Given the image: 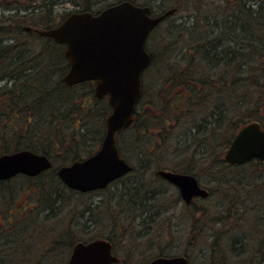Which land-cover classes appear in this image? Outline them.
Returning <instances> with one entry per match:
<instances>
[{"label":"trees","instance_id":"16d2710c","mask_svg":"<svg viewBox=\"0 0 264 264\" xmlns=\"http://www.w3.org/2000/svg\"><path fill=\"white\" fill-rule=\"evenodd\" d=\"M6 1L15 8L0 9V156L29 150L48 156L53 166L36 178L18 175L0 181V264H48L45 259L58 257L59 249L67 253L78 241L66 230L52 237L51 245L44 251H35L41 244L39 221L44 223L50 218L41 219L31 212L24 219L25 226H20L24 228L21 231L24 237L16 243L10 237L14 227L6 228L15 225L12 217L15 213L8 210L3 213L15 192L11 181L19 179L20 190L33 187L44 190L50 181L61 184L55 174L56 166L86 158L98 149L109 109L105 100L93 97L90 83L71 87L63 83L68 67L62 46L21 30L30 21L31 26L40 29L55 26L50 0H33L27 7L19 4L22 0ZM156 1L162 8L179 9L184 3L192 14L188 23L174 21L162 26L161 35L165 37L151 45L153 72L147 74L150 78H144L141 105L136 109L131 127L117 135L122 140L120 151H133L137 165L130 174L136 180L131 190L126 195H118L119 214L123 219L117 215L118 209H106L103 214L107 220H113L112 233L104 237L113 249L115 240L118 243L129 240L119 251L121 264L136 262L132 260L136 250L130 242L134 230L126 228V223H138L141 233L135 236H151L149 245L158 240L156 256H163L166 250L160 244L166 242L163 231L160 230L159 237L155 225L159 215L148 198V186L142 176L150 164L146 153L150 144L156 149L165 148L169 139H175L178 149L182 139L183 152L192 150V153L179 173L193 174L197 179L209 176L213 182L212 193L213 190L223 192L219 186L235 189L230 179L242 180L248 176L250 182L243 185L250 186L244 187L253 190L252 197L257 203L264 201V197L261 200L256 196L260 192L264 195V162L231 166L223 160L226 148L244 125L257 122L264 130V0ZM0 5L5 4L0 0ZM91 6L92 3H86L81 11H90ZM24 7L27 11L21 14ZM65 17L64 14L62 19ZM98 121L100 126L96 124ZM93 147L95 150L91 151ZM234 196H223L222 205L231 202L240 205L239 197ZM88 210L90 213L91 206ZM224 214L216 220H223ZM118 220L125 222L117 223ZM251 241V247L242 250L249 252L245 259L253 253L260 255L264 263V245L262 249L261 241L256 246ZM234 242L235 247L242 245L240 238ZM243 244L247 247L245 240ZM230 252L240 255L234 250ZM32 256L37 260H32ZM150 259L153 257L149 256Z\"/></svg>","mask_w":264,"mask_h":264},{"label":"rangeland","instance_id":"374dc122","mask_svg":"<svg viewBox=\"0 0 264 264\" xmlns=\"http://www.w3.org/2000/svg\"><path fill=\"white\" fill-rule=\"evenodd\" d=\"M35 1L36 0H34V2ZM88 1L91 2V0H50V10L53 16L52 21L58 23L64 14L67 15L71 12L80 11ZM94 1V4L91 2V9L96 11L117 0ZM208 1V3H211L213 0ZM195 2L197 3V1ZM1 3L5 4L0 8L3 11L15 8L14 6L11 7L8 1L3 2V0H1ZM21 3L22 6L27 7V5L33 3V0H22L19 4ZM173 3L176 4V2ZM26 7L22 8L21 14L27 11ZM189 10L190 7L184 4L177 15L165 24L174 21L176 23H181L183 21L188 23L189 16L192 14ZM162 29L161 27L152 34L151 41H158V39H160ZM152 72L153 71L150 69L149 74ZM148 78H150V75ZM146 84L148 85V83ZM154 88H156V86ZM96 124L100 126L99 121ZM118 141L121 143V138H119ZM184 147L185 142L182 139L179 140L178 149L175 139H169L165 148L161 147L156 149L152 144L146 147V153L150 156V164L146 166L147 169L142 176L144 183L148 186V198L155 206V213L159 215L155 222L156 228L159 229L158 235L161 237L160 230L162 229L164 234L163 239L166 240V242L160 243L164 245L163 248L166 249L164 255L176 256L185 254L190 260L189 264H244L243 261L246 258L245 256H247L246 254L249 252H243L242 250L251 247V240L254 246L257 245V242L261 241L263 249L264 201H261L262 203H257L255 197H252V194H254L252 193L253 190L244 187L250 186L243 185L250 182L248 176H244L242 180L231 178L230 180L233 182L235 189L231 187L227 189L224 186H219L220 190H223V192L213 190L212 193L213 182L209 176L202 175L198 178V182L203 188L208 190V199L197 200L194 203L195 206H185L180 200L177 189L156 175V172L160 169L177 173L179 170H182V168L187 165L186 161H190L192 153V150L183 152ZM220 147L221 143L219 142L216 146L218 151ZM93 150H95V147L91 149V151ZM85 152H87V150ZM132 153L133 151L123 152L122 154L127 156L126 160L131 165L137 167L135 157H132ZM59 166L60 165L56 167ZM134 178V175H127L119 182L112 183L104 190L87 194L69 191L62 184L58 182L52 183L51 181L50 185L44 190H40L37 187L31 189L27 188L26 190L23 188L20 190L21 187L19 186L22 184L20 180H12L10 185L15 192L12 194V198L9 201L10 206L9 204L4 206L5 210L3 213L5 214L7 210L14 212L15 214L12 215V217L15 225L6 226V228L14 227V231L11 232L8 230V232H11L10 237L17 243L24 237V234L21 232L24 228L20 226H25L24 219H26L25 217L31 212L37 214L38 218L41 219L45 217L50 218V220L44 223H42L43 220L39 221L38 232L40 233L39 243L41 244H39L35 251H44L49 243L51 245L52 237L66 230H70L72 233L71 235L74 234L73 236L77 241H91L97 238L105 239L104 237L106 234L112 233L114 224L113 220H107L106 217H103V214L106 209H118V205L121 203L118 199L119 193H124L125 195L129 193L132 188L131 185L136 181ZM120 189L122 190L120 191ZM232 194L236 195L234 198L239 197V201H241L240 205L233 202L229 205L226 203L222 205L224 202L223 196L227 195V197L233 198ZM256 196L263 200L264 195H262L261 192L257 193ZM49 202L50 210L48 208ZM89 206H91L90 213L88 212ZM223 212L225 213L223 215V220H216ZM117 215L120 219H123L119 214V209ZM196 216H198L197 219H195ZM124 222L125 220H118L117 223ZM16 227H18V233L15 236ZM125 227H133L131 228L134 230L132 233L136 236L141 233L138 223H126ZM49 231L50 233H48ZM135 235L130 241L133 242L136 250L132 260L136 261L135 264H145V262L149 260V256L155 258L156 255H158L157 244L159 242L157 240L154 244L151 242L152 244L149 245L150 241L153 240L151 236L147 238H138ZM120 237L121 236H119V238ZM236 238H240L242 245H237V247H235L234 241H236ZM243 240L247 243V247L244 246ZM128 241L129 240H123L118 243L117 240H115L114 253L117 256L120 255L119 251L122 249V246L128 244ZM144 245L146 248H144ZM59 250L60 251L57 252L58 257L52 256L50 257V261L45 259L46 263L66 264L70 251L66 253L61 251L62 249ZM221 250H225L224 253H220ZM230 250H234L235 253L240 255H233ZM17 251V253H19V250ZM34 253L36 256V252ZM37 253L39 254V252ZM147 254L148 256H145ZM250 255L251 254H249L248 257ZM35 256H32V260H37ZM59 258L62 260L61 263H59ZM145 258L148 259L146 260Z\"/></svg>","mask_w":264,"mask_h":264},{"label":"water","instance_id":"95a60500","mask_svg":"<svg viewBox=\"0 0 264 264\" xmlns=\"http://www.w3.org/2000/svg\"><path fill=\"white\" fill-rule=\"evenodd\" d=\"M151 18L147 7L121 2L99 14L71 13L57 27L36 31L39 36L64 45L68 70L63 76L67 86L93 81L97 98L108 97L110 113L99 150L83 161L61 167L58 177L70 189L89 192L105 188L108 183L127 174L132 168L121 158L115 135L132 122L135 105L141 96L140 77L150 57L144 43L150 31L166 15ZM224 159L241 165L253 159L264 161V131L251 123L234 136ZM45 155L23 150L0 156V180L17 174L35 177L50 169ZM161 178L178 188L180 197L189 203L194 197L206 198L208 192L190 175L158 171ZM118 259L106 240L76 244L67 264H113ZM149 264H187L183 258H156Z\"/></svg>","mask_w":264,"mask_h":264},{"label":"flooded vegetation","instance_id":"af4514ba","mask_svg":"<svg viewBox=\"0 0 264 264\" xmlns=\"http://www.w3.org/2000/svg\"><path fill=\"white\" fill-rule=\"evenodd\" d=\"M94 1V0H93ZM143 0H134V1H132L134 4H136V5H146V6H149L150 7V16H157V15H162V14H164L168 9H166V7H160V5H159V1L157 2L156 0H145V1H143ZM95 2V1H94ZM88 4H90L91 2H87ZM180 8L179 9H177L178 7H175L174 9H175V13H174V15L173 16H175L176 14H177V12H178V10L180 11L181 9H182V7L184 6L183 4H180ZM97 11V10H96ZM173 16H169V17H167V18H165L164 19V21L162 22V23H165V22H167V20H169V18H172ZM160 26V25H159ZM156 30V29H155ZM152 33H153V31H152ZM152 33H150V35L148 36V38H147V40H146V42H145V46H144V48H145V51L148 53V55L150 56V62L152 63V52H151V43L149 42V38L151 37V34ZM165 36H163V35H161V37H160V39L161 38H164ZM161 43H163V42H161ZM148 72H150V68H146L145 69V71L142 73V77H141V80H142V91H143V83H144V78H145V76H146V78H148ZM94 85V84H93ZM179 99H182L181 97L179 98ZM141 104L139 103V105H138V107L140 106ZM143 108H145V105H144V107ZM190 175H192V176H195V175H193V174H190ZM201 186V185H200ZM197 200H192L190 203V205L192 206L193 205V203L194 202H196ZM117 256V255H116ZM179 256H183V257H185L186 259H187V261H188V264L190 263V260H189V258L187 257V256H185V254H182V255H179ZM118 257V259H119V263H117V264H121L120 262L122 261V259L120 258V256H117ZM261 259V256L259 255H255V254H253V253H251V255L247 258V259H245V261H244V264H246L247 262V264H263V262L260 260Z\"/></svg>","mask_w":264,"mask_h":264},{"label":"bare ground","instance_id":"6f19581e","mask_svg":"<svg viewBox=\"0 0 264 264\" xmlns=\"http://www.w3.org/2000/svg\"><path fill=\"white\" fill-rule=\"evenodd\" d=\"M6 0H3V2H5ZM2 6L0 5V8H1ZM31 22L32 21H30V22H28V24H23L22 26H21V30H25L26 28H29L30 26H31ZM1 85H2V83L0 82V87H1Z\"/></svg>","mask_w":264,"mask_h":264}]
</instances>
